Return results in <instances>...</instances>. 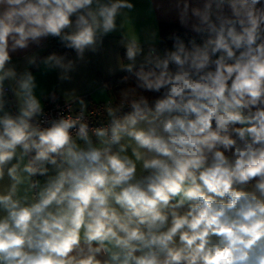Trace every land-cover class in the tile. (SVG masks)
Instances as JSON below:
<instances>
[{
  "label": "clouds",
  "instance_id": "clouds-1",
  "mask_svg": "<svg viewBox=\"0 0 264 264\" xmlns=\"http://www.w3.org/2000/svg\"><path fill=\"white\" fill-rule=\"evenodd\" d=\"M133 7L0 0V264H264V0L185 2L196 36L162 55L127 45L123 70L159 95L125 94L105 126L85 122L83 101L49 118L33 74L11 66L59 38L76 58L43 62L71 80Z\"/></svg>",
  "mask_w": 264,
  "mask_h": 264
},
{
  "label": "crops",
  "instance_id": "crops-1",
  "mask_svg": "<svg viewBox=\"0 0 264 264\" xmlns=\"http://www.w3.org/2000/svg\"><path fill=\"white\" fill-rule=\"evenodd\" d=\"M134 5L132 10H123L117 18V29L103 37L95 52L86 50L84 60L77 62V68L70 73L71 80L59 79L60 70H49L44 60L52 55L45 54L54 43L61 42L59 38L48 37L39 45L32 43L26 49H19L11 53L12 65L17 73L29 71L36 81L35 93L42 104L56 94L60 98L73 99L75 106L87 108L95 103L112 99L107 82L113 75L123 72L126 65L131 63L126 57V46L136 42L142 47L146 55L150 47H155L157 53L162 55L165 49L159 46L161 22L174 23L184 32L192 33L190 26L185 27L180 21V9L186 2L190 8H203L205 0H130ZM179 4V7L177 6ZM189 17L191 12L189 11ZM194 22L191 18L190 23ZM186 41V40H185ZM69 59H75L76 53L58 54ZM34 58L35 63L29 64ZM144 56H138L136 66H140ZM10 91L6 92V100L16 103L14 92L18 89L16 81H6Z\"/></svg>",
  "mask_w": 264,
  "mask_h": 264
},
{
  "label": "trees",
  "instance_id": "trees-1",
  "mask_svg": "<svg viewBox=\"0 0 264 264\" xmlns=\"http://www.w3.org/2000/svg\"><path fill=\"white\" fill-rule=\"evenodd\" d=\"M177 31L184 33V36L186 38L185 42H187L190 33L184 32L182 28H180L178 25L174 23L161 22L159 24V33H160L159 46H161L164 49L168 46H171L173 44L172 35ZM74 52H75L74 50L66 48L64 43L58 42L52 44L46 50L45 54L58 55V54H71ZM136 68H139V66H136ZM107 82L109 84V89L112 95V99L114 100L113 107H116L121 102V99L125 94L131 93L133 91H136L139 94L147 95L150 99L159 95L157 93H140V90L135 88V85L137 83L135 75L133 73L126 71L113 75L110 79L107 80Z\"/></svg>",
  "mask_w": 264,
  "mask_h": 264
},
{
  "label": "built area",
  "instance_id": "built-area-1",
  "mask_svg": "<svg viewBox=\"0 0 264 264\" xmlns=\"http://www.w3.org/2000/svg\"><path fill=\"white\" fill-rule=\"evenodd\" d=\"M196 36V33H190L191 37ZM197 42L199 41V37H197ZM6 92L10 91L9 86H5ZM53 96L55 99H53ZM51 98L47 99L44 103V108L47 116L49 118H56L60 115H68L71 114L72 116L79 115L81 108L75 106L73 99H65L60 98L56 94H54ZM114 100H107L103 102L95 103L87 108H84V115L86 117L87 123H89L90 127H100L105 126L108 123V116H107V107H113ZM8 105L11 108H15L16 103L11 100L8 101Z\"/></svg>",
  "mask_w": 264,
  "mask_h": 264
},
{
  "label": "water",
  "instance_id": "water-1",
  "mask_svg": "<svg viewBox=\"0 0 264 264\" xmlns=\"http://www.w3.org/2000/svg\"><path fill=\"white\" fill-rule=\"evenodd\" d=\"M175 36H179V37H181L183 40H186V38H185L183 32H180V31L175 32V33L172 35V40H173V38H174ZM125 110H127V109H125Z\"/></svg>",
  "mask_w": 264,
  "mask_h": 264
}]
</instances>
